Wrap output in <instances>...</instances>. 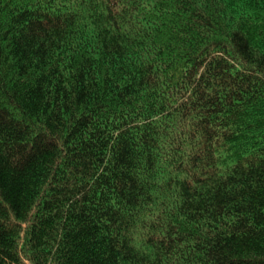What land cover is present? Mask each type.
I'll list each match as a JSON object with an SVG mask.
<instances>
[{
    "label": "trees",
    "instance_id": "trees-1",
    "mask_svg": "<svg viewBox=\"0 0 264 264\" xmlns=\"http://www.w3.org/2000/svg\"><path fill=\"white\" fill-rule=\"evenodd\" d=\"M0 264H264V0H0Z\"/></svg>",
    "mask_w": 264,
    "mask_h": 264
}]
</instances>
